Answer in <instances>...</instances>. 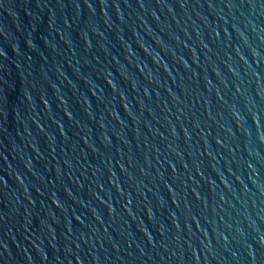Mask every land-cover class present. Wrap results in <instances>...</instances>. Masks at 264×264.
I'll return each instance as SVG.
<instances>
[{"label": "water", "instance_id": "obj_1", "mask_svg": "<svg viewBox=\"0 0 264 264\" xmlns=\"http://www.w3.org/2000/svg\"><path fill=\"white\" fill-rule=\"evenodd\" d=\"M0 264H264V0H0Z\"/></svg>", "mask_w": 264, "mask_h": 264}]
</instances>
